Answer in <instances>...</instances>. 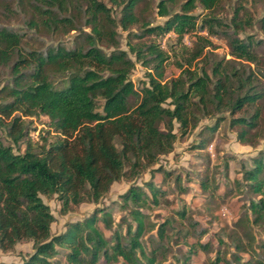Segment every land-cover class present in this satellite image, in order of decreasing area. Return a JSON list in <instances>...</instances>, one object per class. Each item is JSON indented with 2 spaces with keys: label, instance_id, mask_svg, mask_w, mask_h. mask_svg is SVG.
Returning a JSON list of instances; mask_svg holds the SVG:
<instances>
[{
  "label": "trees",
  "instance_id": "16d2710c",
  "mask_svg": "<svg viewBox=\"0 0 264 264\" xmlns=\"http://www.w3.org/2000/svg\"><path fill=\"white\" fill-rule=\"evenodd\" d=\"M109 1L111 6L102 0H0V17L23 13L33 31L79 30L71 44L26 47L23 31L0 22V128L10 139L6 143L0 132V248L31 240L33 250L22 264H190L201 249L215 250L213 263L264 264V238L254 232H264V147L240 161V213L225 233L229 242L185 204L161 218L152 213L171 203L172 189L189 191L178 173L172 189L152 178L131 183L116 201L119 219L114 209L97 206L51 232L54 215L40 194L56 193L65 213L73 204L98 202L121 178L146 170L170 176L171 170L154 164L173 149L178 133L204 118H214L205 126L210 133L227 118L241 143L254 145L264 133V38L240 34L255 21L244 5L227 20L213 11L221 0H157L164 18L152 22L136 11L141 0ZM197 4L207 11L193 12ZM71 7L82 23H75ZM258 23L264 31V14ZM118 25L126 30L128 50L119 47ZM192 32L196 38L189 45L183 38ZM166 33L176 42L164 47L156 37ZM213 35L226 39L230 57L209 49ZM105 42L112 49H103ZM169 60L179 71L164 78ZM136 61L147 69L140 87L129 75ZM35 115L48 117L38 139L25 119ZM209 139L202 137L197 146ZM224 167L227 173V162ZM197 182L210 202L215 179L206 173ZM222 245L233 246L228 257Z\"/></svg>",
  "mask_w": 264,
  "mask_h": 264
},
{
  "label": "rangeland",
  "instance_id": "374dc122",
  "mask_svg": "<svg viewBox=\"0 0 264 264\" xmlns=\"http://www.w3.org/2000/svg\"><path fill=\"white\" fill-rule=\"evenodd\" d=\"M102 1L108 6H111L109 0ZM156 3L157 0H141L137 5L136 11L140 14L142 19H149L152 22H160L164 17L157 14ZM81 4L85 6V2H82ZM238 5H244L255 18L254 24L246 27L240 32V34L252 33L255 37L264 38V31L260 28L258 23V18L264 14V0H221L219 5L215 7L213 11L228 20L234 7ZM112 7L113 15L118 17L119 9L113 5ZM68 11L75 16L76 24L84 21L83 16H80L77 9L71 7V10ZM206 11L207 10L199 4L193 9V12L195 13H205ZM23 19V13L16 11L14 16L0 17V22L12 25L23 31L25 34L24 45L26 47L39 46L46 43H57L59 41L71 44L74 40H79L78 37H75L79 32L78 29L73 28L61 32H49L42 29L33 31L25 24ZM136 27L137 25H133L132 29H136ZM82 28L88 31L90 30L89 26H83ZM116 31V37L119 40V47L128 50V46L126 45V30L121 29L118 25L116 26ZM199 33L206 34V31H199ZM151 37L154 36L152 35L146 39H150ZM195 38V32H192L187 33L183 40L185 43L193 45V40ZM156 39H158L164 47H167L168 43L176 42L173 33H166L163 36L156 37ZM211 40L213 44L209 46V49L212 50L213 53H217L218 56L230 57V48L225 38L213 35L211 36ZM103 49L109 51L112 49V46H110L109 42H105V44H103ZM259 51L264 54V47L260 48ZM128 53L131 58H134L131 52L128 51ZM146 71V67L143 66L140 61L135 62L129 75L136 87H140L144 81H147ZM178 71L179 68L169 60L164 65V78L174 76ZM25 119L30 120L31 127H35L30 131L33 139H38L39 133H42V131L48 128V117L46 115L26 116ZM213 121L214 118H204L188 133L183 135L178 133L173 149L160 156L158 162L154 164V167L171 170L172 174L170 176L165 177L163 170H154L152 175L149 170H146L131 180L121 178L111 184L109 190L98 202L83 201L79 204H73L65 213L60 211L61 204L57 199L56 193L50 196L40 194L41 198L49 205L51 212L54 215V220L50 225L51 232L55 233L63 230L67 221L80 219L89 214L97 206H105L114 209V218L115 220L119 219L122 212L118 210L116 201L119 199V194L124 192L131 183L142 184L145 180L152 178L154 182L160 183L167 189H172L173 177L178 173L181 176L180 185L187 186L189 191L187 193H182L176 189H172V192H168V197L171 199V203H163L158 207H155L152 210V213H154L155 216L159 214L161 218L163 215L173 213V207H179L181 204H185L187 207H191L196 219L202 224H209L212 230L224 231L223 237L229 242L230 240L226 238L225 233L230 229H233V220L240 213L238 193V191L240 192V189L235 183V179L241 176L240 161L242 159L247 160L250 155L255 154L258 149L264 147V133L254 145L241 143L236 138L235 129L228 125L227 118L220 123L213 133L206 130L205 126L212 124ZM174 129L177 130V123H175ZM0 132L3 140L6 143H9L10 139L5 134L4 129L0 128ZM53 135L54 132L51 130L50 136ZM205 136L210 137L206 146H197L200 139ZM20 147L22 150L24 145L21 144ZM225 162L228 163L227 173L224 167ZM206 173L211 178H214L218 185V189L210 202H206L207 200H205V196L200 191L197 182L199 175H204ZM224 191H226L225 194H223ZM218 193H221V195ZM154 215H152V218L155 217ZM105 232L106 234L110 233L109 230H105ZM254 232L257 239L264 238V232L261 228H255ZM205 239H207V235L202 238V240ZM213 243H216V239L213 240ZM232 248V245H222V255L228 257L229 251H231ZM32 250L31 240H20L10 250H2L0 248V262H6L7 264H22L23 259ZM215 254V250L208 252L203 251L202 249L198 250V252L193 255L190 264H225L223 261L213 263Z\"/></svg>",
  "mask_w": 264,
  "mask_h": 264
}]
</instances>
